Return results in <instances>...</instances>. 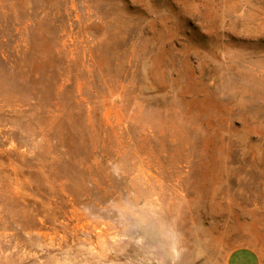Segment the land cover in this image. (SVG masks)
Masks as SVG:
<instances>
[{"label":"rangeland","instance_id":"obj_1","mask_svg":"<svg viewBox=\"0 0 264 264\" xmlns=\"http://www.w3.org/2000/svg\"><path fill=\"white\" fill-rule=\"evenodd\" d=\"M264 264V0H0V264Z\"/></svg>","mask_w":264,"mask_h":264},{"label":"crops","instance_id":"obj_2","mask_svg":"<svg viewBox=\"0 0 264 264\" xmlns=\"http://www.w3.org/2000/svg\"><path fill=\"white\" fill-rule=\"evenodd\" d=\"M224 264H263L261 255L251 247H237L225 257Z\"/></svg>","mask_w":264,"mask_h":264}]
</instances>
